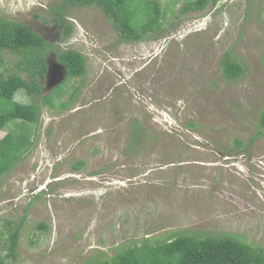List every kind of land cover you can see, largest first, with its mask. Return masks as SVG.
Wrapping results in <instances>:
<instances>
[{
  "label": "rangeland",
  "instance_id": "1",
  "mask_svg": "<svg viewBox=\"0 0 264 264\" xmlns=\"http://www.w3.org/2000/svg\"><path fill=\"white\" fill-rule=\"evenodd\" d=\"M154 1L172 24L125 43L98 6L0 0V19L52 45L38 123L0 131L1 140L28 128L32 144L0 177V230L25 219L8 264H100L185 233L264 249V137L251 141L264 112V0H210L202 11H184L195 0ZM68 50L84 56L85 75L68 79L58 61ZM228 51L245 69L233 81L221 67ZM19 59L5 54L8 68ZM15 101L32 103L20 92Z\"/></svg>",
  "mask_w": 264,
  "mask_h": 264
},
{
  "label": "trees",
  "instance_id": "2",
  "mask_svg": "<svg viewBox=\"0 0 264 264\" xmlns=\"http://www.w3.org/2000/svg\"><path fill=\"white\" fill-rule=\"evenodd\" d=\"M137 1V0H136ZM135 0H66L60 7L98 6L119 35V40L125 43H138L149 34L163 29V23L172 24L173 12L162 13L159 3L148 0V3L135 7ZM210 0H195L185 5L184 11H202ZM219 0H213V4ZM61 9H57L60 11ZM55 10V12L57 13ZM63 16L62 13H59ZM171 16V18H170ZM167 18H170L169 21ZM65 35L70 34L72 27L63 21L60 24ZM52 45L37 34L30 26L0 19V131L11 124L28 126L39 120L40 107L37 99L42 95V85L48 71L47 57ZM19 56L10 68L7 67L5 54ZM58 61L67 69L68 79L85 75L87 65L84 56L75 50L62 51ZM224 78L228 81L237 80L245 73L243 65L236 60L231 52H226L221 59ZM26 73L23 77L21 73ZM26 94L32 99L29 106L15 101L17 93ZM48 102V94L42 96ZM21 127V126H20ZM258 130L251 141L264 137V112L257 124ZM21 135L15 134L16 129H8V134L0 140V177L10 172L14 166L31 149L27 135L29 129ZM33 130V129H32ZM133 138H139L141 129H135ZM237 146H243L240 139L235 140ZM84 162L77 163L78 171ZM26 215L24 216V218ZM23 218V219H24ZM25 219L23 220V222ZM21 222L14 225L9 222L8 229L0 230V241L7 247V255H0V264L15 262L18 258L20 231L24 226ZM15 226V227H14ZM40 228L48 229L45 224ZM3 236H6L5 240ZM100 264H264V249L257 248L247 240L231 234L220 237L202 236L196 234L169 235L164 238H145L127 248L119 249L116 254Z\"/></svg>",
  "mask_w": 264,
  "mask_h": 264
}]
</instances>
